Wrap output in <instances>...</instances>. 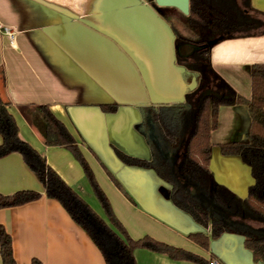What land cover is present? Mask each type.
<instances>
[{"label": "crops", "instance_id": "obj_1", "mask_svg": "<svg viewBox=\"0 0 264 264\" xmlns=\"http://www.w3.org/2000/svg\"><path fill=\"white\" fill-rule=\"evenodd\" d=\"M233 1L250 8L246 15L262 24L214 46L211 64L238 95L250 99V68L264 65V0ZM0 27L14 33L11 43L0 31V95L11 103L8 111L19 136L80 197L87 185L81 165L67 149L45 145L33 106H49L65 124L133 239L150 236L220 264H264L254 260L241 235L225 233L210 242L209 250L190 240V235L209 236V231L163 196L162 188L171 187L153 170L125 165L116 154L150 161L151 150L135 128L141 122L139 106L180 103L187 90L196 87L194 81L188 86L184 82L170 24L152 4L0 0ZM108 105H118L117 111L101 109ZM218 120L211 134L210 170L219 184L245 200L255 182L251 168L239 157L221 155L218 145L247 140V111L222 107ZM24 190L42 197L0 210V224L12 237L18 264H107L61 203L45 196L19 154L0 159V195ZM134 258L136 264H193L145 249L135 250Z\"/></svg>", "mask_w": 264, "mask_h": 264}, {"label": "trees", "instance_id": "obj_2", "mask_svg": "<svg viewBox=\"0 0 264 264\" xmlns=\"http://www.w3.org/2000/svg\"><path fill=\"white\" fill-rule=\"evenodd\" d=\"M248 9L238 7L233 0H190L187 27L193 36L182 39L195 50L186 56L177 55V65L183 71L186 85L194 81L196 87L188 89L180 103L139 106L141 122L135 128L151 150L150 161L132 158L119 151L116 154L125 165L153 170L171 187L162 188L163 196L209 231V236L194 234L189 236L190 240L209 250L210 242L225 233L241 235L254 260L264 263V65L250 68L251 97L246 99L238 95L211 64L214 46L260 27L262 23L258 19L246 15ZM172 33L175 36L174 31ZM10 104L0 95V159L19 154L40 181L45 196L61 203L97 244L107 264L113 263L105 253L104 241L112 243V240L117 245L114 251L119 264H136L134 252L137 249L162 254L174 261L210 264L212 260L150 236L133 239L115 216L94 172L65 124L56 118L49 106H33L45 145L67 149L81 165L105 213L104 219L98 216L48 165L45 157L21 139L16 121L8 111ZM231 106L247 111L250 122L247 140L220 144L218 148L221 155L239 157L251 168L255 182L245 200L219 184L210 170L211 134L218 128L220 109ZM101 109L114 113L118 105L102 106ZM110 177L122 189L111 174ZM41 197L40 192L33 190L0 195V210L23 206ZM0 255L2 264H18L14 258L12 237L1 224ZM32 264L41 263L33 260Z\"/></svg>", "mask_w": 264, "mask_h": 264}, {"label": "rangeland", "instance_id": "obj_3", "mask_svg": "<svg viewBox=\"0 0 264 264\" xmlns=\"http://www.w3.org/2000/svg\"><path fill=\"white\" fill-rule=\"evenodd\" d=\"M153 8L159 13L163 14L164 17H166L168 23L170 24V27H173L182 36V38H191L193 36L192 33L188 30V18L186 15L182 14L176 9L161 8L156 4L153 5ZM81 198L95 211L98 216L103 219L105 218V213L99 201L93 194L88 182L85 188V192L83 193V195H81ZM111 242L112 243H107L106 241H104L105 253L108 254L111 263L119 264L117 254L114 251L117 248L116 242H114L113 240Z\"/></svg>", "mask_w": 264, "mask_h": 264}, {"label": "water", "instance_id": "obj_4", "mask_svg": "<svg viewBox=\"0 0 264 264\" xmlns=\"http://www.w3.org/2000/svg\"><path fill=\"white\" fill-rule=\"evenodd\" d=\"M154 2L158 7L174 8L186 16H188L190 13V0H154ZM171 35L173 36L172 30H171ZM194 50H195L194 46L185 45L182 48H180L179 52L182 55H187ZM195 193L196 192L194 191L193 194H195Z\"/></svg>", "mask_w": 264, "mask_h": 264}, {"label": "flooded vegetation", "instance_id": "obj_5", "mask_svg": "<svg viewBox=\"0 0 264 264\" xmlns=\"http://www.w3.org/2000/svg\"><path fill=\"white\" fill-rule=\"evenodd\" d=\"M144 1L152 5L155 4L154 0H144ZM170 29L172 30V32L174 31L175 33L174 39H175V47H176L177 55L186 56V55H182L179 51H180V48H182L183 46L187 44L183 42L182 36L173 27Z\"/></svg>", "mask_w": 264, "mask_h": 264}, {"label": "built area", "instance_id": "obj_6", "mask_svg": "<svg viewBox=\"0 0 264 264\" xmlns=\"http://www.w3.org/2000/svg\"><path fill=\"white\" fill-rule=\"evenodd\" d=\"M0 31H4L5 34L9 37L11 43L13 42V40H14V33H13V32H11V31H9V30H6V29H3V30H2L1 27H0ZM210 264H220V262H219L218 260H212V261L210 262Z\"/></svg>", "mask_w": 264, "mask_h": 264}]
</instances>
